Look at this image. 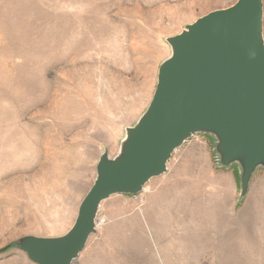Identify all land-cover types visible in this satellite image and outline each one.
Segmentation results:
<instances>
[{
	"label": "rangeland",
	"instance_id": "rangeland-1",
	"mask_svg": "<svg viewBox=\"0 0 264 264\" xmlns=\"http://www.w3.org/2000/svg\"><path fill=\"white\" fill-rule=\"evenodd\" d=\"M236 1L0 0V264H34L15 243L70 230L99 158L147 109L166 40ZM241 172L193 135L139 194L100 204L71 264H264V167L245 193Z\"/></svg>",
	"mask_w": 264,
	"mask_h": 264
},
{
	"label": "water",
	"instance_id": "water-1",
	"mask_svg": "<svg viewBox=\"0 0 264 264\" xmlns=\"http://www.w3.org/2000/svg\"><path fill=\"white\" fill-rule=\"evenodd\" d=\"M262 0H237L166 40L151 101L127 129L120 154H103L70 230L59 238L15 243L34 264H71L95 233L99 206L136 195L166 172L171 155L197 133L212 134L224 165L239 162L241 192L264 167V40Z\"/></svg>",
	"mask_w": 264,
	"mask_h": 264
},
{
	"label": "trees",
	"instance_id": "trees-1",
	"mask_svg": "<svg viewBox=\"0 0 264 264\" xmlns=\"http://www.w3.org/2000/svg\"><path fill=\"white\" fill-rule=\"evenodd\" d=\"M11 247H14L13 245L9 246V247H5L0 249V254L5 253L6 251H8Z\"/></svg>",
	"mask_w": 264,
	"mask_h": 264
},
{
	"label": "bare ground",
	"instance_id": "bare-ground-1",
	"mask_svg": "<svg viewBox=\"0 0 264 264\" xmlns=\"http://www.w3.org/2000/svg\"><path fill=\"white\" fill-rule=\"evenodd\" d=\"M100 223V222H99ZM94 225H95V220H94ZM85 247V246H84Z\"/></svg>",
	"mask_w": 264,
	"mask_h": 264
}]
</instances>
